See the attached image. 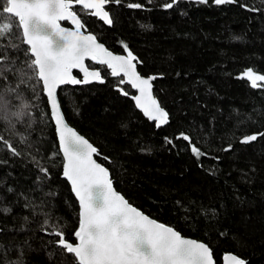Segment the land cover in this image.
I'll return each instance as SVG.
<instances>
[{"label":"trees","instance_id":"1","mask_svg":"<svg viewBox=\"0 0 264 264\" xmlns=\"http://www.w3.org/2000/svg\"><path fill=\"white\" fill-rule=\"evenodd\" d=\"M168 2H112L110 27L76 6L86 31L107 49L126 54L127 45L137 71L158 76L153 93L168 122L156 128L135 108L122 78L91 62L104 82L60 87L62 113L97 149L96 160L130 204L207 244L215 264L227 252L264 264V86L240 78L247 69L264 74V0H176L165 9ZM11 43L20 50L7 46L16 64L0 77V264H74L52 233L58 228L75 242L77 201L61 176L42 85L26 76L21 83V70L30 71L27 46ZM22 104L29 107L17 120L11 113ZM254 134L256 140L240 143ZM193 146L203 155L197 158Z\"/></svg>","mask_w":264,"mask_h":264},{"label":"snow or ice","instance_id":"2","mask_svg":"<svg viewBox=\"0 0 264 264\" xmlns=\"http://www.w3.org/2000/svg\"><path fill=\"white\" fill-rule=\"evenodd\" d=\"M112 2L120 4L121 0H0V41L8 42L7 45H0L3 49L0 51V77L7 79L5 73L14 70L16 60L8 56L6 48L10 45L19 51L20 45L11 43L13 39H18L27 46L23 51L29 57L25 63L30 70H21V83L25 76L42 83L64 156L63 175L70 182L79 202V227L74 232L75 242L67 241L58 228L52 234L59 237L57 245L74 256V264H214L212 250L207 245L184 238L173 227L149 218L114 191L108 170L93 159L94 155H98L97 149L68 127L61 114L57 94L61 85L88 84L93 80L104 82L99 71H89L85 66V61L91 60L107 65L113 76L123 74L125 80L121 83L131 84L139 92L133 97L137 108L150 120L156 121L157 127L168 122V113L151 94V81L155 77L143 78L138 73L134 61H139L127 45L124 46L126 56L114 55L97 42L95 35L85 34L86 27L79 18L76 6L93 10L90 14L111 26L113 21L105 6ZM148 2L151 3V0ZM199 2L206 3L207 0ZM214 2L224 5L237 0ZM175 3L176 0H170L163 7L170 9ZM127 7L138 9L143 5L130 2ZM61 21H70L74 30L62 27ZM73 69L83 73L82 80L73 75ZM240 78L248 79L253 88L264 86L258 84L264 82V74H257L252 69H247ZM122 94L127 95L126 92ZM28 107V104H22L20 110L12 112L11 116L19 120L24 115L23 109ZM181 136L190 141L189 136ZM256 139V134L248 135L241 143ZM4 143L9 151L16 154L11 143ZM191 150L197 158L203 155L195 146ZM224 260L225 264H245L235 255H227Z\"/></svg>","mask_w":264,"mask_h":264},{"label":"water","instance_id":"3","mask_svg":"<svg viewBox=\"0 0 264 264\" xmlns=\"http://www.w3.org/2000/svg\"><path fill=\"white\" fill-rule=\"evenodd\" d=\"M109 5V4H108ZM108 5H106L105 7H107ZM78 7H80L79 5H77ZM86 11H88V12H92L93 10H86ZM92 15V14H91ZM92 16H94L96 19H98L99 21H101L105 26H107V27H110L108 24H105L104 22H103V20H101V19H99L98 17H96L95 15H92ZM80 18V17H79ZM61 23V26L62 27H65V28H68L69 30H74V26L71 24V22L70 21H61L60 22ZM63 23H67V25H64ZM82 31H84V30H82ZM85 34H92V33H90V32H88V31H86L85 32ZM94 35V34H93ZM97 42L98 43H101L100 41H98L97 40ZM101 44H103V43H101ZM104 45V44H103ZM104 47L106 48V46L104 45ZM107 49V48H106ZM108 51H111V50H109V49H107ZM112 52V51H111ZM114 55H127V53L126 54H119V53H114V52H112ZM87 62H91V63H93V64H95V65H99V66H105L107 69H108V71H109V75H110V77H112V78H122V80H125V78L123 77V74H121V75H119V76H113L112 74H111V69H109L108 67H107V65H101V64H98V63H96V62H94V61H91V60H86L85 61V66L89 69V71H93V70H96V71H99L100 72V70L99 69H97V68H89L88 66H87ZM134 63H136V61H134ZM72 72H73V75L76 77V78H78V79H83V73H81L80 72V70L79 69H73L72 70ZM74 72H76L78 75H75L74 74ZM139 73V72H138ZM101 74V73H100ZM140 74V73H139ZM141 75V74H140ZM143 78H147V77H158L157 75H148V76H143V75H141ZM102 77V76H101ZM102 79L104 80V78L102 77ZM155 79H153L152 81H151V85H152V88H151V94H152V96H153V98L158 102V100L156 99V97L154 96V93H153V81H154ZM93 83H97V84H99L100 82H98V81H95V80H93L92 82H90V83H88V84H79V85H68V86H81V85H90V84H93ZM125 84H127L129 87H130V89L134 92V94H131V95H129V97H130V99L132 100V102H133V104H134V106H135V108L142 114V116L144 117V118H146L149 122H151V123H153L154 124V126L156 127V128H158L157 127V122L156 121H154V120H150L147 116H145L144 115V113L139 109V108H137V106H136V103H135V100L133 99V97H135V96H137V95H139V92L135 89V88H133L132 86H131V84H128V83H126L125 82ZM41 85H42V83H41ZM63 86H67V85H61L60 87H63ZM58 90H59V88L57 89V94H58ZM44 93V92H43ZM45 95V94H44ZM45 97H46V100H47V104H48V108H49V113H50V117H51V120H52V123H53V125H54V130H55V135H56V139H57V143H58V147H59V151H60V144H59V138H58V134H57V130H56V124H55V121L52 119V115H51V108H50V105H49V102H48V98H47V96L45 95ZM59 101V100H58ZM158 104H159V102H158ZM159 106H160V104H159ZM161 107V106H160ZM162 108V107H161ZM164 111H166L164 108H162ZM61 114L63 115V113H62V110H61ZM64 116V115H63ZM65 123L68 125V127H70V128H72L78 135H81L80 133H78L77 131H76V129L75 128H73L71 125H69L68 123H67V121H66V119H65ZM166 124V123H165ZM165 124H162L160 127H162V126H164ZM82 136V135H81ZM82 137H84V136H82ZM244 137H246V136H244ZM244 137H242L241 139H240V143H241V140L244 138ZM85 138V137H84ZM86 139V138H85ZM89 142V141H88ZM90 143V142H89ZM91 144V143H90ZM60 154H61V156H62V160H63V162H62V173H61V176H62V178L64 179V180H66L67 181V183H68V185H69V187H70V190H71V193L73 194V196H74V198L76 199V201H77V205H78V226H77V228H76V230L78 229V227H79V211H80V208H79V202H78V200H77V198H76V196H75V194H74V192L72 191V186H71V184H70V182L67 180V178L66 177H64V175H63V166H64V156H63V153L60 151ZM96 156L97 155H94L93 156V159H95L96 160ZM97 161V160H96ZM97 163H99L98 161H97ZM100 164V163H99ZM101 166H103L102 164H101ZM104 167V166H103ZM107 169V168H106ZM108 170V169H107ZM108 173H109V171H108ZM109 178H110V174H109ZM111 180V179H110ZM112 185H113V183H112ZM113 190L114 191H116V189L114 188V186H113ZM118 194H120V195H122L121 193H119L118 191H116ZM132 205V204H131ZM133 206V205H132ZM135 207V206H134ZM136 208V207H135ZM138 209V208H137ZM139 210V209H138ZM139 211H141V210H139ZM142 212V211H141ZM143 213V212H142ZM143 214H145V213H143ZM146 215V214H145ZM148 216V215H147ZM149 217V216H148ZM149 218H151V217H149ZM151 219H153V218H151ZM157 221V220H156ZM157 222H159V221H157ZM159 223H161V222H159ZM167 226V225H166ZM181 234V233H180ZM183 236V235H182ZM184 238H187V239H192V240H195V241H197V242H201V243H204V242H202V241H199V240H196V239H193V238H190V237H185V236H183ZM75 238V237H74ZM205 244V243H204ZM205 245H207V244H205ZM208 246V245H207ZM227 255H235V254H233V253H230V252H227V253H225L223 256H222V260H221V264H225V260H224V257L225 256H227ZM236 256V255H235ZM213 260H214V258H213ZM214 264H215V261H214Z\"/></svg>","mask_w":264,"mask_h":264}]
</instances>
